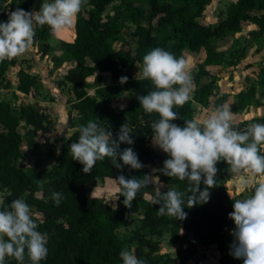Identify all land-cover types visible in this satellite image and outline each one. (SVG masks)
<instances>
[{
  "label": "trees",
  "instance_id": "16d2710c",
  "mask_svg": "<svg viewBox=\"0 0 264 264\" xmlns=\"http://www.w3.org/2000/svg\"><path fill=\"white\" fill-rule=\"evenodd\" d=\"M113 1L87 0L75 18L76 36L64 43L71 61L65 76L75 95L72 105L85 120L82 125L90 120L96 121L101 127L111 131L115 139L121 125L127 123L133 130L130 135L134 143H121L120 150L131 147L144 167L139 170L129 166L117 169L109 158H105L97 161L91 173H84L83 165L72 160L69 151L70 144L78 140L79 131L62 140L57 162L50 167L42 166L39 162L42 144L37 135L46 128L50 120L48 113L32 103L23 104L15 110L9 101L0 97V191L6 190L3 195L5 204L20 198L42 216L37 221V230L48 235V255L40 264H123L119 253L124 249L125 241L117 234V229L128 210L138 213L143 227L159 236L157 241H152L149 237L146 241L147 248L140 245L133 247L134 255L145 261V264H174L175 260L179 264H185L197 251L211 245L216 250L214 264H243L241 259L230 255V246L234 240L231 233L235 225L228 216L233 211L234 201L229 197L225 182L227 164L221 161L216 165L217 186L209 190V201L192 208L184 207L186 219L158 216L159 205L150 203L157 192L168 189L185 192L184 200L187 203L188 188L187 181L168 177L158 171L168 156L156 151L149 144L148 136L153 135L150 126L159 116L156 113L145 114L138 99L128 100L123 108L117 110L106 98L129 87L137 90L139 95L155 90L150 81L133 77L125 71L126 67L143 60V56L153 48H163L177 58L185 48H204L206 58L197 70L194 94L183 107L174 109L178 118L173 123L183 127L185 119L193 118L192 101L207 104L213 93L212 80L199 82V76L205 72L204 63L221 60L223 56L222 51L214 49L212 38L239 31L245 20L258 25V29L254 30L256 34L263 33L264 0H233L225 9L224 15H220L214 23L199 20L211 0H147L146 10L135 0H127L128 3L137 4L135 3L134 10L123 16L116 10L105 12ZM32 3L33 0H11L9 5L8 0H0V16L6 15V6L14 4L30 12L33 9ZM128 24L134 26L131 30L133 43L121 37L122 29L128 28ZM156 27L164 31L161 36L153 32ZM50 35L52 34L47 25L36 28L34 39L42 52H47L49 48L47 38ZM117 41L119 45L114 44ZM14 61L15 59L0 62V84H5L4 70ZM94 73L107 74L118 81L120 77L127 76L128 80L124 84L119 82L116 85L98 86L92 95L86 90V77ZM17 75L18 89L27 93L37 90L38 80L34 74L20 68ZM259 81L264 84V65L259 71ZM249 96L250 91L240 92L233 103L234 110L244 108ZM213 97L215 98L212 95ZM23 139L35 156L34 163L26 167L17 162L24 155L21 148ZM155 166L160 167L153 171L157 183L164 186L160 190H154L150 183L142 188L131 208L123 204V196H119L115 207L107 199L94 193L98 180L108 177L114 180L118 196L121 186L117 178L121 174L126 178L142 179L145 174H151ZM200 187L203 189L204 185L201 184ZM53 191L63 194L64 198L59 206L51 199ZM165 231L170 232L174 255L158 252ZM5 264L18 262L6 257ZM24 264H30L27 254Z\"/></svg>",
  "mask_w": 264,
  "mask_h": 264
},
{
  "label": "clouds",
  "instance_id": "9594fccd",
  "mask_svg": "<svg viewBox=\"0 0 264 264\" xmlns=\"http://www.w3.org/2000/svg\"><path fill=\"white\" fill-rule=\"evenodd\" d=\"M86 3L87 0H43L39 10L29 12L17 7L9 11L7 21L0 22V62L29 51L35 44L38 26L47 25L52 35L73 26ZM141 79L150 81L155 89L137 96L145 114L159 116L150 126L152 143L168 156L158 171L188 182L187 203L186 193L175 189L153 196L150 203L159 205L157 215L184 220L185 206L192 208L207 203L209 190L217 186L216 165L223 161L231 174L249 178L242 191L253 190L244 199H234L228 191L234 201L228 216L235 225L230 255L241 259L243 264H264V182L258 180L264 176V124L253 123L243 131L236 130L230 103L218 105L204 119L198 116L185 119L183 127L173 123L178 118L174 109L183 107L191 98L192 77L186 61L163 48L155 47L143 56ZM127 80V76L119 78L121 84ZM78 131V140L70 144L69 151L72 160L83 165L84 173H91L97 161L105 158L117 169L144 167L131 147L120 150L121 143H134L130 135L133 130L127 123L121 125L115 139L111 131L92 120ZM151 176L145 174L138 179L121 174L117 178L121 187L116 200L123 196V204L131 208L140 190L151 183ZM63 198L60 192L51 193L56 206ZM39 219L23 199H14L6 205L4 197H0V264H5L6 257L24 264L25 254L30 264H40L47 258L48 235L37 230ZM119 256L123 264H145L127 249H122Z\"/></svg>",
  "mask_w": 264,
  "mask_h": 264
},
{
  "label": "crops",
  "instance_id": "0c3cea01",
  "mask_svg": "<svg viewBox=\"0 0 264 264\" xmlns=\"http://www.w3.org/2000/svg\"><path fill=\"white\" fill-rule=\"evenodd\" d=\"M42 3H43V0H33L32 8L34 10H39ZM12 6H9L7 8L6 13H8V9ZM74 23H75V19H74ZM72 27H73L72 30H74V24ZM66 28L67 27L58 31L60 32V35L57 32L55 35H50L47 38V41L50 45H52L55 41H57V44L63 51L64 59L61 60V62L59 59L60 63L58 65H55V64L52 65L53 61L50 58H48L49 57L48 50L47 52H42L41 50H39L38 46H36V48L34 49H31L32 51H30V54L34 56V59L26 62L25 66L22 67L21 65L17 64L16 58H14L15 59L14 63L9 64L4 70L5 84H0V97L1 98L9 101L10 97H12L13 95H17L25 100L26 103H23V104L32 103L38 106L35 101V100H40L37 98L40 96V94L38 93H41L42 91H50L52 95L55 94V97H53L52 103L55 104L56 106L55 108H58L57 102L61 101L60 97H62V94H63V92H60L61 85H63L62 84L63 82H66L68 90L71 93V97L73 98L75 97L74 92L72 88L69 86L66 76H65L66 71L70 68L71 61L69 58V53L65 49L64 43L72 39V38L69 39V38L63 37L64 34H66L67 32ZM256 29H258V25L255 22L251 20H245L241 23V29L239 31L229 32L228 34L224 36L212 38V44L214 46V49L216 51H222L223 56L221 60H218L215 62L204 63L205 72L199 76V82L206 83L212 80V87H211L213 91L212 95L215 96V98L214 97L212 98V95H211V97L209 98V102L207 104H203L201 102L193 100L192 101L193 118L198 116L200 119H204L205 116L218 105L222 103H230L231 110L234 113V125L235 124L246 125V124H252V123L264 124V118H263L264 117V93H263L264 84H262L259 81V71L261 67L264 65V57L262 56L264 54V32L258 35L254 32V30ZM131 30H132V27H129V28L124 27L121 31V37L125 39L130 38ZM246 30H247L246 34L249 35V33H252L253 40H255L256 43H258L259 48H257V50L255 49L251 50L250 48L251 46H249L248 48V45L246 47H235V48L231 47L233 49L231 51L232 52L231 55L229 56L227 47L216 46V43L219 40H223L229 35L239 34L242 31L244 32ZM51 40H55V41H53L52 43ZM193 54H199L200 56L199 58H197V61H198L197 70H198L199 65L202 64L206 58V52L204 48H201L199 50H192V49L185 48L182 50V53L179 58H183L186 61L187 65L190 66L191 60L190 59L188 60L187 58L192 56ZM48 63L50 64L49 67L47 65ZM67 63L69 64L68 67L66 65ZM9 67L11 68L13 67L15 69V71L12 72V76H13L12 78L9 77L10 74L6 75V72L8 71ZM139 67L141 71L142 70V60L136 61L130 67H126L125 71L129 72L133 77H141L136 73ZM20 68L25 69L26 71L36 76L38 80V84H37V90H35L34 93H27L17 88V83H18L17 72ZM197 70H196L194 77L192 78L193 90L191 92V97L193 96L194 90L197 87L196 85ZM53 75L60 76V78L62 79L58 81H55V80L53 81V77H54ZM206 76L208 78L204 80L203 77H206ZM250 76H253L252 79L250 78ZM118 83L119 81L115 77H112L107 74H102V73H94L86 77V90L88 91V93L94 95L96 87L102 86V85H116ZM128 89L129 88L123 91H120L117 94L109 96V97L118 98L121 96V94L128 91ZM243 91H250V96L248 97V100H247L248 103L240 111H236L234 110L233 103L238 99L239 93ZM11 94L12 96H10ZM128 100H126L125 103L121 104L119 107H116L113 104L111 105L115 109L120 110L127 104ZM73 101L74 99L71 101L70 104L65 103L64 105H62V107L64 106L65 108L66 106L68 111L74 110L78 112V110L72 105ZM41 102L44 103V101H40L38 103L39 104L38 107L48 113V111H46L47 107H45L47 105H41ZM84 123L85 122H83L82 124ZM48 132L50 134L49 129H48ZM64 132L66 133V130L63 131V133H60L58 135L60 139L59 144H58V149L60 146V142L65 138ZM151 138H152V135L148 136L149 144L156 151L167 156V154L164 153L161 149H159L158 146H155L153 143L152 144L150 143ZM157 167L158 168L155 170H158L160 168L159 166ZM227 169L228 167L225 170V178H226Z\"/></svg>",
  "mask_w": 264,
  "mask_h": 264
},
{
  "label": "rangeland",
  "instance_id": "374dc122",
  "mask_svg": "<svg viewBox=\"0 0 264 264\" xmlns=\"http://www.w3.org/2000/svg\"><path fill=\"white\" fill-rule=\"evenodd\" d=\"M135 1L146 10L147 4H148L147 0H135ZM231 1L233 0H211L210 3L207 4V6L205 7L204 12H203L204 14L202 15V17L199 18V20L204 23L216 22L217 18L220 15H224V11ZM136 2L128 3L127 0H123V1L114 0L110 5L107 6V8L105 9V12L116 10L120 13L121 16H123L125 14L130 13V11L134 10ZM17 7L18 5L16 4L13 5L12 7L8 9V12L14 11ZM32 11H35V10L32 9L30 12ZM7 14L8 13H6V15ZM6 15L0 16V22L7 21ZM143 20L146 23V20L145 19ZM129 27L134 28V26H132L131 24H128V28ZM72 29H73L72 26L67 27L66 28L67 32L66 34H64L63 37L71 39L73 37L72 33L74 31ZM153 32L157 34L158 36H161L164 33L162 29L157 28V27L153 29ZM246 32L247 30L244 32L242 31L239 34L229 35L223 40H219L216 43V46L227 47L229 56L231 55L232 53L231 51L233 49L231 47H234V48L235 47H246L248 45V48L249 46H251L250 47L251 50L253 49L257 50V48H259V45L258 43H256L255 40H253L252 33H249V35L252 37L251 38L249 35L246 34ZM58 33L60 35V32ZM128 39L131 41V43H133V40L131 37ZM51 41L53 43V41L55 40H51ZM35 44L31 49H34L36 48V46H38V44L36 45ZM114 44L119 45V43L117 42L116 43L114 42ZM31 49L27 51L25 54L16 57L17 64L23 67L25 66L26 62L34 59V56L30 54V51H32ZM48 54H49L48 58H50L53 61L52 65L54 64L58 65L61 62V60L64 59L63 51L57 44V41H55L52 45L49 44ZM262 56L264 57V54ZM199 57H200L199 54H193L192 56L188 58L186 57L188 60L189 59L191 60V63H190V66H188V69H189V72L192 78L194 77L196 73L197 63H198L197 58ZM59 59H60V62H59ZM49 63L47 64L48 67L50 65ZM66 65L67 67L69 66L68 63ZM14 71L15 69L13 67L12 68L9 67L8 71L6 72V75L10 74L9 77L12 78L13 77L12 72ZM136 73L139 76L142 75V70L140 71V67L139 69H137ZM252 77L253 76H250L251 79ZM207 78H208L207 76L203 77L204 80ZM60 79H62L60 78V76L53 77V81L54 80L58 81ZM62 84L63 85H61L60 92H63V94H62V97H60L61 101L57 102L58 108H55L56 107L55 104L52 103V100H53V97H55V94L52 95L50 91H42L41 93H38L40 94V96L37 98L40 100H35L38 106H39L38 103L40 101H44V103L41 102V105H47L45 107H47L46 111H48V115L50 117V120L47 123L46 128L40 131L37 135V139L41 141V144H42V150H41L42 153L39 157V162L42 166H46V167H50L53 163L58 161V153H59L58 144L60 141L58 135L60 133H63V131L65 130H66V133L64 132V137L74 135L75 133L78 132L80 125L83 122H85V120L82 118L79 112H76L74 110L68 111L66 106L65 108L64 106L62 107V105H64L65 103L70 104L71 101L74 99L73 97H71V93L68 90L66 82H63ZM192 84H193V81H192ZM192 90H193V86H192ZM10 96H12V94ZM137 96H139V92L129 87L128 91L121 94L120 97L118 98L108 97L106 98V101L109 102L110 104H113L116 107H119L121 104H124L125 101L128 99L129 100L137 99ZM9 101L15 110H18L20 106L23 105V103H26L23 98L17 95H13L12 97H10ZM48 129L50 130V134L48 132ZM150 143L152 144V139H150ZM21 148L23 149L24 155L18 158L17 162L24 167L32 165L34 163L35 156L29 151V148L26 144L25 139H23L21 143ZM49 152H51L52 154H46ZM157 168L158 167L156 166L152 170V173H151L152 175L151 183L153 184L154 190H160L164 186V184L162 183H157V178L153 174V171ZM248 179L249 178L246 177L245 175H239V176L233 175L227 169L225 182L227 184L228 191L232 193L233 197L247 198L252 195L253 190L251 188H247L246 190L242 191V189H245V185ZM258 180L260 182H264V176L258 177ZM116 190H117V187L115 185L114 180L112 178L107 177V178L98 180L97 185L94 189V193L96 195H99L107 199V201H109V203H111L112 205L117 206L118 202L116 200V197H117ZM5 192L6 190L0 191V197H3ZM147 197H150V194H147ZM30 208L33 214L38 215L40 218H42V216L36 213L32 207ZM117 234L125 241L124 249L130 250L132 253H133V247L136 245H140V246H143L144 248H147L148 243L146 241L148 240L149 237L152 241H157V239L159 238L157 234H154L153 232H149L148 230H146L141 224L139 214L131 210L127 211L125 219L121 222V224L119 225L117 229ZM162 240H163V243L162 245H160L158 252H167V253H170V255H174L175 254V251L173 249L174 246L171 245L170 243V232L165 231L162 235ZM204 254H206V257H204ZM215 257H216V250L214 249V246L211 245V246L205 247L197 251L195 256L189 259V261L186 262L185 264H214L216 260ZM174 262H175L174 264H179L178 260H175Z\"/></svg>",
  "mask_w": 264,
  "mask_h": 264
},
{
  "label": "built area",
  "instance_id": "2783aa9c",
  "mask_svg": "<svg viewBox=\"0 0 264 264\" xmlns=\"http://www.w3.org/2000/svg\"><path fill=\"white\" fill-rule=\"evenodd\" d=\"M253 124V123H252ZM250 124H246V125H238V124H235L236 126V130H239V131H243L245 130Z\"/></svg>",
  "mask_w": 264,
  "mask_h": 264
},
{
  "label": "water",
  "instance_id": "95a60500",
  "mask_svg": "<svg viewBox=\"0 0 264 264\" xmlns=\"http://www.w3.org/2000/svg\"><path fill=\"white\" fill-rule=\"evenodd\" d=\"M76 36V32L75 31H73V37H75ZM62 142V141H61ZM61 142H60V144H61Z\"/></svg>",
  "mask_w": 264,
  "mask_h": 264
}]
</instances>
